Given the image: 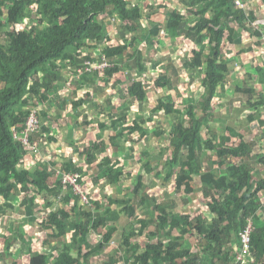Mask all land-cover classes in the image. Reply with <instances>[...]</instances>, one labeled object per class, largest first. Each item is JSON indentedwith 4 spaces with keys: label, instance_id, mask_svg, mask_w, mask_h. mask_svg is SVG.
<instances>
[{
    "label": "trees",
    "instance_id": "trees-1",
    "mask_svg": "<svg viewBox=\"0 0 264 264\" xmlns=\"http://www.w3.org/2000/svg\"><path fill=\"white\" fill-rule=\"evenodd\" d=\"M178 6L168 12L166 24L160 26L151 21V13L145 14L141 4L132 5L129 0H0V201L13 200V206L18 201L25 212L21 220L12 221L3 235L4 253L12 257L11 264H23L21 256L26 250L21 236L29 223L34 227L39 225L46 237L43 251L33 249L31 237L27 245L28 264H97L94 256H102L99 264H242L236 258L242 248L240 233L250 223L254 261L248 258L244 264H264V174L259 170L264 165V147L259 145V136L248 139L241 132L254 122L264 129V92L257 90L258 83L264 85L263 57L261 53L257 55L254 46L243 48L235 56L226 46L227 43L239 46L249 40L257 46L264 45V24H259L264 16L249 5L242 9L237 0H191ZM165 7L164 3L156 9ZM6 8L12 11V19L3 21ZM153 8L149 6V10ZM144 15L151 26L149 33H144L141 25ZM122 27L130 30L128 36ZM158 27L163 29L159 31ZM162 31L171 39L183 36L193 42L191 53L182 56V66L190 76L200 77L202 90L197 96L189 95L182 110L168 94L158 97L157 104L149 111L138 110L132 119L124 112L119 115L118 111H111L108 118L101 117L96 123L83 116L85 127L96 125L99 131H90L87 137L90 143L80 154L86 164H93L100 155H105L99 161L98 178L107 186L121 183L126 174L124 155L114 157L110 147L117 152L123 148L126 152L135 146L122 140L126 132L131 136L126 140L144 138L158 124L155 116L159 111L168 118L176 112L177 119L171 118L174 124L169 147L157 153L167 160L166 173L159 168L158 160L152 161V154L144 145L142 151L149 160L135 164L133 188L123 197L110 194L105 201L88 198L90 209L81 203L82 194H75L73 187L63 182L64 174L79 173V182L85 185L83 177L87 172H82L84 168L74 155L60 166L49 159L35 169L22 168L30 151L14 137L12 127L23 130L31 108L57 103L55 98L60 99L67 89L65 96L69 95L63 97V105L58 103L62 110L66 108V99L77 101L78 106L86 103L98 106L96 101L85 98L90 95L89 90H81L87 84L89 89L94 85V75H86L68 87H63L61 81L63 75L73 74L85 60H95L94 50L86 51L95 42L104 46L112 64L104 69L108 78L119 74L123 81L125 65H132L135 60L137 69L135 76L128 79L131 84L127 92L140 105H149L148 93L153 90H173L168 69L159 71L153 85L148 83L151 91L143 78L149 66L144 61L142 44L153 49L156 40L160 42ZM117 32L121 41L114 45L111 42ZM243 53H255L258 61L244 63L241 82L234 84L237 65H243ZM226 95L230 98L222 101ZM239 101L243 102L239 106L245 111L237 125H227L224 132L215 130L214 122L223 113L216 103H227L231 111ZM39 112L44 121L52 118L43 108ZM55 122L63 125V121ZM50 123H42L41 132L32 134L31 140L49 146L73 142L75 131L55 135L53 122ZM105 128L110 130L107 140H104ZM155 129L165 133L160 126ZM214 156L216 166L211 168ZM152 173L156 180L163 179L166 186L171 181L174 190L185 195L186 203L193 200L190 194L199 193L202 200L206 198L208 211L178 212L165 196H151L143 186L147 183L146 176ZM52 178H55L53 183ZM20 186L24 189L21 198L16 195ZM42 193L46 204L37 209ZM52 196L61 198L70 208L60 205L59 211H54L51 208L57 203ZM74 198L76 203L72 204ZM41 210L45 214L39 220L37 214ZM2 211L6 212L3 204ZM60 214L64 218L61 225ZM3 223L6 225V217ZM151 226L154 229L148 230ZM92 232L100 233L98 243L91 244ZM191 236L198 237L197 249L185 244ZM54 242L57 247L50 254L48 246L53 248ZM113 242H117L118 249L114 255H107ZM85 246H90L89 250L85 251Z\"/></svg>",
    "mask_w": 264,
    "mask_h": 264
},
{
    "label": "rangeland",
    "instance_id": "rangeland-1",
    "mask_svg": "<svg viewBox=\"0 0 264 264\" xmlns=\"http://www.w3.org/2000/svg\"><path fill=\"white\" fill-rule=\"evenodd\" d=\"M256 2V0H255ZM183 4V2H181ZM171 5V4H170ZM176 2L173 3V6H171L172 9H174L176 6ZM249 7H252L257 14H260V16H264V3H262V5L256 4V3H249ZM178 8H181V6H178ZM244 9V8H242ZM149 12L151 13V15H153V19L155 21L158 22H165L166 20V10H158L156 8H153L152 10H149ZM2 19L3 21L7 20H11L12 19V11L9 8H6L2 14ZM151 19V18H150ZM259 24H264V17L263 20H260ZM141 25L143 26L144 33H148V28L150 27V24L148 23V20L144 19V21H141ZM25 28V27H24ZM124 29L127 30L124 31L125 35H129L130 34V30L127 27H122ZM159 28V27H158ZM161 30V27L159 28V31ZM129 31V32H128ZM117 37H115L112 42L114 45H117L120 41H121V37H120V32H117ZM161 37L159 44L156 43V47L154 49H146V44L143 46L144 49V61L146 63H148L149 66V71H146L143 78L144 80L147 82L146 87L150 89L151 91V87L148 85V83H151L153 85L154 80L156 78V75H158L159 71L161 69H168V73H169V77H171V80L173 82L174 88L173 90H166V89H162L160 90V92L158 91H151L148 93L149 95V105L147 106L145 105H140L133 97H131L129 95V93L127 92V87L129 86L130 80L128 81V79L131 78V76H135V71L137 69V65L135 64V60L133 59V61L131 62L132 65H125V73H122L121 76L123 78V81L120 80V76L119 74L113 76V77H109L107 75H105V71L104 70H96L94 72V77H95V84L97 85H91L90 89H89V85L87 84L86 86L82 87L83 90L82 91H86L89 90V94L87 95L85 94V98L86 99H90L93 101L101 102V104H98V106H96L95 104H90L88 105L87 103L85 105L82 106H78L76 105L75 100L70 99L68 102L65 100V104L68 107V104H75L76 109H75V114L74 117L70 120H66L64 119L63 122L68 123V127H74L77 133L76 135V146L78 147V149H83V147L85 145H87L86 143H88L87 137H88V133H90V131H96L98 132L99 129L98 128H89V130L87 131V128L84 126H82V121H83V116H89V119H92L96 122H98L99 117H105L108 118L109 114L111 111H118L119 115L124 113H127L128 119H132L135 117V113L138 110H145V111H149V108L155 104H157V98L158 97H163L166 96L168 94H171V96H173L174 100L176 103L178 104V109L182 110L185 107V104L188 101V97L191 94H195V96H197L198 91L202 90L201 88V80L200 77H194L190 76L189 73L185 72V68L182 66V56L185 54H190L191 53V48L193 47V42L189 39L183 40L182 38L174 41V39L172 40L171 37L161 33L159 35ZM145 37H142L141 40L144 41ZM264 40V39H263ZM111 42V43H112ZM228 49H231L232 51H234L235 53L233 54L235 56V54H241L239 52L242 51L243 48H247L249 46H254L257 49V55L259 53L262 54L263 57V65H264V45L257 46L254 44L253 40H249L247 42H244V44L241 43V45H234V44H226ZM92 50H94L95 48H98V46L96 45H92L91 46ZM101 53H105L104 50V46H103V50L102 52L96 51L94 54V59L97 61L98 56ZM106 54V53H105ZM107 55V54H106ZM232 55V56H233ZM255 53H243L242 57H243V65L241 63H239L237 65V71L234 74L235 80H234V84L240 83L241 79H242V75L244 73V63H253L256 64V62L258 61V58L256 56H254ZM233 56V57H234ZM260 56V55H258ZM108 58V56H107ZM232 58V57H231ZM108 61L110 62V59L108 58ZM111 63V62H110ZM123 65V64H122ZM65 85L68 84L69 80H68V76L67 77H63L61 80ZM122 81V82H121ZM151 85V86H152ZM157 90V88H156ZM257 90L258 91H263L264 92V85H262L261 83L257 84ZM230 96H227L222 98V101H226L227 99H229ZM110 100V101H109ZM62 99H59V103L60 106H62L61 104ZM243 102L239 101L237 103H235V105H237L234 110L231 109V111L229 110V106L227 103H223L222 105H220L219 103H216L217 107L219 110L222 109V116L221 118H217L215 120V124H214V128L215 130L219 131V132H224L223 128H225L227 125H237V121L240 119L241 115L244 113V109L239 106L241 105ZM45 107V106H44ZM43 107V108H44ZM70 107V106H69ZM102 108L101 110H99L98 108ZM49 108V106H48ZM67 110V109H66ZM65 110V111H66ZM148 113V112H147ZM177 114L178 113H173L169 116V118L164 115L163 111H159L158 114L155 116L156 121L158 124L153 125L152 126V133L150 135H146L144 136V138H141L140 136L136 138V140H133L130 138L126 140V137H131L130 135L126 134V137H122L123 141H126L128 145H131V143H133L135 146L132 147L131 149H126V152L124 154V158L122 159V162L125 161V172L126 174L123 176V180L121 183H115L114 185H109L107 186L106 183H104V181H101V179L98 178V172L100 171V167H99V161L103 159V156L105 155H100L99 156V160H97L95 163L93 164H84L83 167L87 170H85L84 172H90V174H88L87 177H83V181L86 182L83 187V189L85 190L86 196L87 198L92 199H101L102 201L106 200V197L111 195H116L119 197H123L127 192L128 189L133 188V180H132V176L134 174V171L136 170L135 168V164L138 163V161H140V165L143 164L145 161L149 160L148 156L146 155L145 151H142V147L145 145V149L147 151H149V153L152 154V161H156L158 160L160 163V169L164 171V173H166V168L167 166V160L165 159V157L160 158L158 156V152H160L163 148H167V146L169 147V137L170 134L173 130V124L171 122V118L173 120L177 119ZM42 118V116H41ZM42 123H44V118H42ZM51 123L49 122V125ZM155 126H160V128L162 130H165V133H159V131H157V129H155ZM121 129L118 130V132ZM64 130H61V132H63ZM241 132L246 135V137L248 139L255 137V136H259L260 138V142L259 145L264 147V129L261 126H258V123L256 124V122L249 124L247 127H245L244 129L241 130ZM110 135V130L109 128H105V136H104V140H107V138H109ZM75 139V138H74ZM84 139H86V141H84ZM234 141L236 140L235 138L233 139ZM109 143V142H108ZM60 145H62L61 143H59ZM125 144V143H123ZM40 145V152L41 150H43V154L44 151L46 150V148H44V145H42L41 143ZM125 149H121V151H124ZM73 152V149L70 150L68 152L71 153ZM110 154L114 157H117V151L116 149L114 150L113 147H110L109 149ZM169 152H167L168 154ZM42 154V155H43ZM170 154V153H169ZM168 154V155H169ZM34 155V153H30L27 155V164H23L22 168H31L30 165L28 163H31V159H33L34 157H36V159L39 158V155ZM75 155V153H74ZM77 155H75L76 157ZM83 158V157H82ZM84 159V158H83ZM213 161L210 163L211 165H209L211 168H213V166L215 167L216 164H214L215 159H217L216 156L213 157ZM230 160L233 161V159L231 158ZM77 163H79L80 165L82 163H80V158L77 157L76 159ZM82 161V160H81ZM205 162H210V159H204ZM62 162V161H60ZM254 162V161H252ZM155 163V162H154ZM209 167V168H210ZM262 168L264 166H261ZM32 169H35V167H33ZM68 174V173H66ZM147 183L143 186V189H146V192L148 190V193L153 196V194H155L156 196H165L168 199V203L175 205L174 209L178 212L180 211H184V212H189V213H202L205 214L206 211H208L205 207L206 206V198L205 199H201L199 197V193H192L190 194L192 197V201H190V203H186L185 202V195L180 194L178 192H176L174 190V185L171 181L167 182V186L164 184L163 179H159L156 180L155 178H153V173L150 174L149 176H146ZM51 183L55 182V178H52L50 180ZM155 186V187H154ZM197 186H201L200 181L197 183ZM79 189L81 188L80 185H78ZM154 187V188H153ZM111 189L110 192L108 189ZM24 189L22 186L18 187V191L16 192L19 198L24 196L23 193ZM74 191V190H73ZM200 192V191H198ZM75 194L76 191H74ZM80 194V193H78ZM185 194V193H184ZM44 195V193H42L39 198H38V204L36 206L37 209H41L42 206H45L46 201H45V197H42ZM161 195V196H160ZM60 196V195H59ZM189 197V196H188ZM51 199H53L57 204L53 205L51 209H53L54 211L58 212L59 211V207L60 205H65L68 208H70V205L66 204L61 198H54L53 196L51 197ZM84 202L81 201V203L83 205H85L86 208H90L92 209V205L89 202V199H85L84 197L82 198ZM61 202V203H60ZM76 203V199L74 198L72 201V204ZM4 205L6 208V212H0V264H11L12 262V257H8L5 256L4 253V249H3V235L6 232V229L9 225H11L13 222L12 221H19L21 220L22 216L25 214L24 212V208L22 205H19V202L17 201L15 206H13V200L10 201H0V206ZM12 204V206H10ZM71 204V203H70ZM113 207L116 208L115 205H113ZM45 209V208H44ZM47 211H49L47 209ZM45 212V211H44ZM42 210L37 214L39 220L42 219L43 215L45 214ZM208 216V215H207ZM6 217V225L4 222ZM8 217V218H7ZM206 218V216H205ZM125 222H126V218ZM64 221V218L61 216V214L58 217V224L61 225ZM62 222V223H61ZM123 222V223H125ZM4 224V226H1V224ZM42 228L39 227V225H35V227L33 226V223H29L27 225H25L24 230L22 231V240L24 241L23 247L26 250V252H23V255L21 256V258L23 259V264H28V259H29V250H27V245L31 239V237L33 238V243H32V247L34 250H41L43 251V240L46 237V232L43 230H41ZM154 226H151L148 230H153ZM2 230V231H1ZM103 230L105 229H100L101 232H103ZM126 231H129V226L126 227ZM69 237H71V233L68 235ZM100 233L98 232H92L91 233V237H90V242L91 244L93 243H98L100 240ZM198 237H188V240L185 242L186 246H192L194 249L198 248ZM55 244L53 245V248L51 246L49 247V251L50 254L53 252V250H55V248L57 247V242H54ZM145 244H143L144 247ZM90 246H85L84 249L85 251L89 250ZM118 249V244L117 242H113L111 244V246L108 248L107 250V255H114L116 250ZM56 253V252H55ZM95 259L97 258V264L100 263L102 256H94ZM126 262H128V260H126ZM129 264V263H128Z\"/></svg>",
    "mask_w": 264,
    "mask_h": 264
},
{
    "label": "crops",
    "instance_id": "crops-1",
    "mask_svg": "<svg viewBox=\"0 0 264 264\" xmlns=\"http://www.w3.org/2000/svg\"><path fill=\"white\" fill-rule=\"evenodd\" d=\"M189 1H191V0H129V2L130 3H132V5H135L136 3L137 4H141V6H142V8L144 9V11H145V14H147V13H150L149 12V6H154V8H157L158 7V5H161V4H166L167 5V7H165L164 9H162V10H166V20H167V15H168V12L169 11H172L173 9L171 8V6H173V3H175L176 2V5L175 6H178L181 2H183V3H187V2H189ZM238 1H240L241 2V4L243 5V6H247V5H249V3H256V4H259V5H261V0L259 1V0H256V2H255V0H247V2L246 3H244L245 1L244 0H238ZM244 1V2H243ZM171 4V5H170ZM245 4V5H244ZM240 6V5H239ZM241 7V6H240ZM245 9H246V7H244ZM174 9H176V7L174 8ZM145 15H144V19H145ZM144 19H142V21H144ZM166 20H165V22H158V21H155L154 19H153V15H151V21H153L154 23H158V24H160V26L163 24H166ZM114 22V21H113ZM149 29H151V26L149 27ZM163 29V27H161V30ZM160 30V31H161ZM148 33H149V31H148ZM161 33H163V34H165V32L164 31H162ZM166 35V34H165ZM145 37V36H144ZM180 38H182L183 40H185V38L183 37V36H181V37H178L177 39H174V41H176V40H178V39H180ZM145 39V38H144ZM160 39H161V37H160ZM187 39V38H186ZM173 40V39H172ZM113 43V42H112ZM156 43H158L159 44V41L158 40H156ZM156 43H155V45H156ZM96 45V44H95ZM145 45V43H143L142 44V47ZM97 46V45H96ZM156 46H154V48H155ZM148 47H146V49H147ZM153 48V49H154ZM143 49H144V47H143ZM149 49H151V48H149ZM87 51H92V48H90V49H87ZM96 51H99L100 52V49L99 48H95L94 49V54H95V52ZM144 52V51H143ZM68 75H63V77L65 78V77H67ZM97 83V82H96ZM95 84V83H94ZM62 85H63V87L65 86V84L64 83H62ZM95 85H97V84H95ZM94 85V86H95ZM68 90V89H67ZM67 90H65V91H63L62 93H61V97H60V99H62V101L64 100V98L63 97H68V95L69 94H67L66 96H65V94L66 93H68L67 92ZM52 97H54V95H52ZM55 98V97H54ZM67 100V99H66ZM54 101H58L57 103H55V104H53L52 105V102H51V104L49 103H47V105H42L40 108L42 109L44 106V108H43V110L45 109V110H47L50 114H51V116H52V118H50V119H48V120H45L44 121V123H48V122H53V127L54 128H52V130H53V133L56 135V134H58V133H60V134H63V135H66V134H68L69 133V131L70 130H73V131H75V128L74 127H68V123H65V122H62V124L63 125H61V124H59V125H56L57 123L55 122V120L57 119V120H59V121H64V119H66V120H70V119H72L73 117H74V114H75V109H74V107H75V105L74 104H68V107L66 106V108H65V110H62L61 108H60V106H58V103H59V98L58 99H56L55 98V100ZM61 101V104L63 105V102ZM98 104H101L102 105V103L101 102H98ZM48 106H49V108H48ZM70 106V107H69ZM100 118V117H99ZM105 118V117H104ZM60 123V122H59ZM82 126H84V124L82 123ZM94 125H91V126H89V128H91V127H93ZM95 128H97L96 127V125L94 126ZM84 128H85V126H84ZM87 128V127H86ZM89 128H87V131L89 130ZM61 130H64L63 132H61ZM77 133H79V132H76L75 131V134H74V138L75 139H73V142L70 144V145H68V144H66V145H58V144H55V145H51V146H49V145H47L45 142H41V141H39L42 145H44V148H46V150L44 151V154H43V150H41V153H39L40 155H39V158H38V160L36 159V157H34L33 159H31V160H29V161H31L32 162V164L31 163H28L29 165H30V167L31 168H33V167H37L39 164H45L49 159H54L55 161H57V163H58V166H60L63 162H65L70 156H73L74 155V153H75V155H77L76 157H75V155H74V157H75V160L77 159V157H79L80 158V163H82L81 165L83 166L84 164H85V162H83L84 160H83V158H82V156H81V154H80V151H82L81 149H78V147L76 146V135H77ZM89 134V133H88ZM84 141H86V139H84ZM90 142H88V144H89ZM87 144V143H86ZM73 149V152H71V153H69L68 154V152L70 151V150H72ZM74 149H76V150H74ZM75 151V152H74ZM125 153V151H121V149H120V151H118L117 152V155H120L121 156V154H124ZM43 154V155H42ZM32 156H35V155H32ZM82 160V161H81ZM60 161H62V162H60ZM84 163V164H83ZM24 164L26 165L27 164V157H26V159H25V162H24ZM79 164V163H78ZM261 166H264V165H260L259 166V170L261 171V172H263V174H264V167L262 168ZM84 168V167H83ZM85 170H87V169H85L84 168V170L82 171V172H84ZM88 174H90V172H88ZM88 174L86 173L85 174V177H87L88 176ZM86 183V182H85ZM109 190V192H110V189H108ZM115 208V207H114ZM232 245H233V243H232Z\"/></svg>",
    "mask_w": 264,
    "mask_h": 264
},
{
    "label": "built area",
    "instance_id": "built-area-1",
    "mask_svg": "<svg viewBox=\"0 0 264 264\" xmlns=\"http://www.w3.org/2000/svg\"><path fill=\"white\" fill-rule=\"evenodd\" d=\"M237 4L240 5L242 8L244 6L241 4L240 1L237 0ZM95 44L100 49V52H102L103 45L99 42H95ZM94 44V45H95ZM87 51V49H86ZM112 66V64L108 61L107 55L105 53H101L97 61L96 60H85L83 66H78L76 68V71L72 73L67 72L65 75H68V84L64 87H68L70 83L75 82L76 80H79L80 78H83L84 76H93L94 72L96 70H104L107 67ZM83 90V89H81ZM40 107L38 108H31L29 111V115L27 118V121L25 123V127L23 130L19 131L16 127H12V132L14 134V137L19 140L23 146L28 149L30 153H41L40 152V142L38 140L32 141L31 137L32 134L41 132L42 129V118L40 115ZM63 182L65 184L71 185L76 191V193L82 194V196L87 200V196L85 193V190L83 189L82 185L79 182L80 174L79 173H68L64 174L63 176ZM78 185L81 186L79 189ZM252 223L248 225L246 229H244L241 233V241H242V248L237 254V260L238 262L244 264L248 258H251V261H254V257L252 255V251L250 250V243H251V232H252Z\"/></svg>",
    "mask_w": 264,
    "mask_h": 264
}]
</instances>
